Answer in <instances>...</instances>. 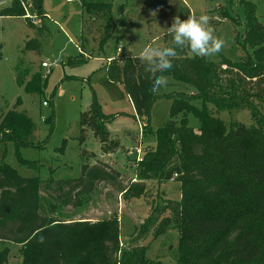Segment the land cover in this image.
Masks as SVG:
<instances>
[{
  "label": "trees",
  "instance_id": "obj_1",
  "mask_svg": "<svg viewBox=\"0 0 264 264\" xmlns=\"http://www.w3.org/2000/svg\"><path fill=\"white\" fill-rule=\"evenodd\" d=\"M32 1L31 9L43 17L42 0ZM238 4L245 16L239 43L244 56L232 61L218 52V58L210 59L194 56L187 46L176 49L173 67L163 75L193 86L195 93L185 98L179 91L161 94L171 99L169 118L152 132L155 146L143 154L139 179L120 189L123 196L139 197L150 175L167 181L176 174L173 179L179 183L180 200H163L155 212L170 209L180 220L178 264H264V113L259 107L264 103V22L258 20L252 0H238ZM81 7L89 15L112 22L111 1L81 0ZM23 15L20 0H7L6 4L0 0V16ZM107 36L105 33L100 46ZM165 45L172 46L168 32ZM136 56H126L121 63L114 60L105 69L108 82L123 86L135 116L146 122V129L159 94L152 91L151 74ZM39 74L26 81L19 71L15 81L26 92L40 93L46 77ZM195 99H200V108L193 104ZM20 103L16 99L14 107L0 115V142L12 141L19 163L31 167L36 164L20 158L18 152L22 146H34L35 124L26 113L15 110ZM206 104L217 110L246 109L253 123L231 120L226 124L211 115ZM186 112L199 120L198 132L188 126ZM179 114L183 117L174 119ZM109 117L93 94L88 109L80 115V141L91 130L102 152L117 147L118 140L110 138L104 123ZM119 178L120 172L103 159L82 163L77 177L47 182L22 177L1 162L0 264L7 263L10 242L20 245L22 264H157L148 261L143 247H121L116 217L89 221L57 216V207H77L97 183H115ZM154 221L153 214L149 215L139 231H146Z\"/></svg>",
  "mask_w": 264,
  "mask_h": 264
},
{
  "label": "rangeland",
  "instance_id": "obj_2",
  "mask_svg": "<svg viewBox=\"0 0 264 264\" xmlns=\"http://www.w3.org/2000/svg\"><path fill=\"white\" fill-rule=\"evenodd\" d=\"M105 1L112 2L111 23L100 15L87 14L81 7V0H42L43 28H40L42 21L40 25H31L24 16H0V115L12 109L16 99H20L15 110L26 113L35 129L31 137L34 146L20 147L18 155L36 165H21L12 141L0 142V163H7L22 177H39L47 182L77 177L84 162L93 164L97 159L107 160L120 172V178L115 183H97L77 207H57V216L89 221L116 217L122 248L143 247L144 256L152 263L178 264L180 220L170 209L162 211L158 207L155 212V207L163 204V200H180L179 183L172 177L160 181L152 174L145 179V192L139 197L123 196L120 189L139 179L140 161L134 148L140 146V157L152 151L155 146L152 132L169 118L171 99L161 94L179 91L185 98L193 95L195 89L165 75L168 84L156 91L159 96L151 106L150 126L145 129L146 122L142 123V119L139 121L135 116L123 86L108 82L105 67L114 60L121 63L126 56L139 55L144 47L165 45L167 27L174 16L186 19L201 13L209 15L213 34L224 39L219 53L232 61L240 60L244 56L239 45L244 34V11L238 0ZM252 1L258 20L264 22V0ZM28 2L33 5L32 0ZM6 3L7 0H2V4ZM121 4L123 8L119 10ZM150 10H154L155 15H151ZM105 33L108 36L100 46ZM118 46L122 48L120 59H114ZM206 58L216 59L218 53ZM42 61L49 66L41 67ZM19 71L26 81L38 72L46 77L42 91L30 93L17 85L15 77ZM93 94L102 113L110 115L104 122L110 138L119 142L108 153L100 150V142L91 130L87 131L83 142L79 139L80 115L88 109ZM193 104L202 106L200 99L193 100ZM259 107L264 113V103H259ZM206 108L226 124L231 120L247 125L253 123L246 109L217 110L212 104H206ZM183 116L188 126L198 132L199 120L190 112ZM183 116L179 114L174 119ZM53 202L59 203L58 200ZM151 214L154 223L140 232V225ZM7 245L6 264H22L20 245L13 242Z\"/></svg>",
  "mask_w": 264,
  "mask_h": 264
},
{
  "label": "clouds",
  "instance_id": "obj_3",
  "mask_svg": "<svg viewBox=\"0 0 264 264\" xmlns=\"http://www.w3.org/2000/svg\"><path fill=\"white\" fill-rule=\"evenodd\" d=\"M171 2L172 0H169V3ZM150 14L155 15V11L150 10ZM209 20L206 13L193 14L186 19L174 16L167 27L172 37V46L144 47L139 55L134 57L143 63L145 71L151 74L150 85L153 92L167 86L168 79L163 73L173 67L172 58L176 57L177 48L187 46L197 57H210L221 50L224 39L213 34Z\"/></svg>",
  "mask_w": 264,
  "mask_h": 264
},
{
  "label": "built area",
  "instance_id": "obj_4",
  "mask_svg": "<svg viewBox=\"0 0 264 264\" xmlns=\"http://www.w3.org/2000/svg\"><path fill=\"white\" fill-rule=\"evenodd\" d=\"M21 1V4H22V7L24 9V17L28 20L29 23H31L32 25H40L41 24V21H42V18L37 14V12L33 9H31L32 5L28 2V0H20ZM67 2H71V1H74V0H66ZM78 50L81 52V48L80 46L77 47ZM122 51V48L121 46H118L117 49H116V56L114 59H120L119 58V53ZM110 61V60H109ZM41 67H48L49 66V63L48 62H41L40 63ZM43 105H46V101H43L42 102ZM134 151H136L137 153V160L138 161H141L142 160V157H140V153H141V148L140 146L137 147V148H134ZM176 174H174L175 176ZM174 176H172L171 179L174 178Z\"/></svg>",
  "mask_w": 264,
  "mask_h": 264
},
{
  "label": "crops",
  "instance_id": "obj_5",
  "mask_svg": "<svg viewBox=\"0 0 264 264\" xmlns=\"http://www.w3.org/2000/svg\"><path fill=\"white\" fill-rule=\"evenodd\" d=\"M42 23H43V22H42ZM103 160H104V159H103ZM105 161H107V160H105ZM107 162H108V161H107ZM44 190H45V189H44ZM44 190H42V193H46V192H49V191H47V190H46V191L44 192Z\"/></svg>",
  "mask_w": 264,
  "mask_h": 264
}]
</instances>
